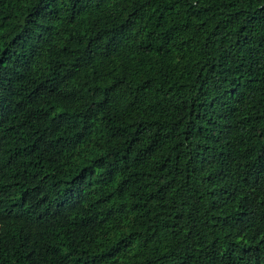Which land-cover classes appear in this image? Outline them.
I'll return each mask as SVG.
<instances>
[{
    "label": "trees",
    "instance_id": "16d2710c",
    "mask_svg": "<svg viewBox=\"0 0 264 264\" xmlns=\"http://www.w3.org/2000/svg\"><path fill=\"white\" fill-rule=\"evenodd\" d=\"M0 264H264V0H0Z\"/></svg>",
    "mask_w": 264,
    "mask_h": 264
}]
</instances>
